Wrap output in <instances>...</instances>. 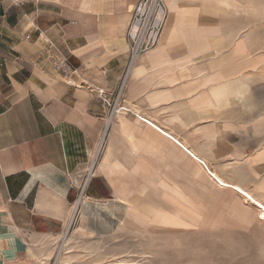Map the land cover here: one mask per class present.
Listing matches in <instances>:
<instances>
[{
    "label": "crops",
    "instance_id": "obj_1",
    "mask_svg": "<svg viewBox=\"0 0 264 264\" xmlns=\"http://www.w3.org/2000/svg\"><path fill=\"white\" fill-rule=\"evenodd\" d=\"M136 1L0 0V264H38L93 154L90 199L188 230L264 220V112L243 83L264 51L258 0H164L159 42L122 84ZM98 90L128 111L108 118Z\"/></svg>",
    "mask_w": 264,
    "mask_h": 264
},
{
    "label": "rangeland",
    "instance_id": "obj_2",
    "mask_svg": "<svg viewBox=\"0 0 264 264\" xmlns=\"http://www.w3.org/2000/svg\"><path fill=\"white\" fill-rule=\"evenodd\" d=\"M258 2L257 48L261 52L264 0ZM259 56L258 67L252 66L243 83L249 86L244 87L247 98L251 94L259 101L261 114L264 112V51ZM95 158L93 154L86 160L77 186L72 181L76 191L75 209L72 208L64 230L58 235L36 239L38 264H264V220L242 232L188 230L186 221L171 223V220L149 218L151 207L142 205L140 211L133 198L131 202L90 199L85 190L94 176ZM83 201L87 202L86 206Z\"/></svg>",
    "mask_w": 264,
    "mask_h": 264
},
{
    "label": "built area",
    "instance_id": "obj_3",
    "mask_svg": "<svg viewBox=\"0 0 264 264\" xmlns=\"http://www.w3.org/2000/svg\"><path fill=\"white\" fill-rule=\"evenodd\" d=\"M166 16L167 11L164 0H137L134 4L126 29L129 61L122 79V84L136 58L150 51L158 44ZM98 94L102 101L109 107L108 118L113 114L128 111V108L124 105L117 104V98L113 101L110 100L104 95L102 90H98ZM178 145L183 148L180 143Z\"/></svg>",
    "mask_w": 264,
    "mask_h": 264
},
{
    "label": "bare ground",
    "instance_id": "obj_4",
    "mask_svg": "<svg viewBox=\"0 0 264 264\" xmlns=\"http://www.w3.org/2000/svg\"><path fill=\"white\" fill-rule=\"evenodd\" d=\"M219 181V180H218ZM220 182V181H219ZM220 184H222L221 182H220ZM242 192V191H241ZM244 194V193H243ZM246 195V194H245ZM248 198H251L250 196H248V195H246ZM83 204H85V206H86V201H83L82 202ZM106 204V203H105ZM258 204V203H257ZM260 207H261V209H262V211H261V213H260V216L262 217V219H264V206H262V205H260ZM88 208V207H87ZM106 208V207H105ZM75 209V208H74ZM73 209V210H74ZM95 210V209H94ZM95 214V213H94ZM73 216V215H72Z\"/></svg>",
    "mask_w": 264,
    "mask_h": 264
}]
</instances>
